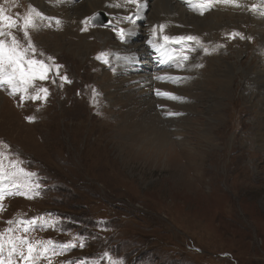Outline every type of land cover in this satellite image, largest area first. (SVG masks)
<instances>
[{
    "label": "rangeland",
    "instance_id": "rangeland-1",
    "mask_svg": "<svg viewBox=\"0 0 264 264\" xmlns=\"http://www.w3.org/2000/svg\"><path fill=\"white\" fill-rule=\"evenodd\" d=\"M56 1L42 0L38 4L33 0H0V7L12 16L19 14L22 18L30 7H34L45 17H59L62 20L59 25L53 22L51 27L47 20H39L38 28L29 31L36 48L35 57L46 61L48 57H53L55 64L62 66L60 74H66L71 81L64 83L63 87L59 86V81L56 85L50 81H36L35 86H47L50 89L51 94L46 103L28 99L22 101L20 93L11 94L10 86H0V160L3 161L0 181L8 190L0 202L3 204V210H0V233H5V238L8 235L25 237L33 244L48 240L61 246L76 244V247L66 251L57 249L55 255L49 252L47 257L37 256L36 264H111L116 260H122L123 264H264V147L258 148L252 139L255 126L252 121L257 110L248 107L241 98L246 97L244 82L241 81L245 69H249L252 63L258 66L264 64L261 41L251 32V24L238 23V28L228 27L199 35L210 54H205L195 44L174 42L163 50L162 43L155 42L154 48L148 41H152L153 36L159 41L164 35L196 34L190 29L188 33L175 32L180 30L175 29V20L148 24L145 22L146 13L149 18L152 7L142 8L146 9L141 26L144 51H147L144 53L150 57V65L157 67L153 71L160 69L163 61L172 60L166 52H175V61L182 64L184 69L179 82H170L176 88L185 82L193 83L196 77L193 74L195 71H190L191 67L201 70L205 60L215 56L224 57L229 63L237 62L240 74L235 77L231 88L234 101H225V109L223 107L221 110L222 121L217 124L222 125L218 130L221 135L217 131L213 133L215 147L205 150L204 142L192 127L189 137L193 141L190 140L188 147L176 144L177 147L174 145L171 150L166 148L161 154L129 145L119 150L114 141L115 136L111 134L114 132L111 125L115 124L112 119L116 113L104 101L103 90L97 84L98 77L94 75L98 72L100 75L102 69L110 74L111 63H114L111 44L122 46L125 42L118 38L112 27L101 25L111 21L113 26L126 29V25H131V22L125 24L123 17L130 12L129 9H136L128 5L126 0H118L124 3L114 17L108 15L109 5L105 10H96L87 16L99 13L95 26L88 25L90 32L80 31L83 17L75 20L74 23H78L74 33L85 36L87 42H94L92 35L95 30L107 31L112 42L104 44L96 41L99 47L92 48L84 58L79 59L70 54L68 46L54 52L52 47L40 45V37L48 39L63 33L61 25L64 18L52 12ZM69 1L76 2L77 6L86 2ZM175 1L182 5L186 13L197 16V19L207 17V22L220 13L217 12L220 11L218 6L224 8L221 13H227L225 8H231V12L236 11L237 14L244 10L249 18L264 15L261 14V9H264L261 0H239L240 8L218 4L204 11L203 15L199 12L196 0ZM252 5L258 6L257 11L251 10ZM102 19L105 21L101 24L99 20ZM224 19L231 22L228 17ZM161 24L165 25L163 32L158 28ZM154 27L157 28V36L153 34ZM136 31L140 33L138 29ZM234 31L251 39H229L228 34ZM13 34L26 44L22 27L14 30ZM4 39L8 40V37ZM175 44L178 47L176 50ZM188 48L196 50L188 51L190 58L184 61L179 54ZM238 50L242 54L234 57V51ZM102 51L110 54L108 64L95 59ZM198 64L203 67H196ZM180 90L175 95L183 100L169 99L178 109L175 110L178 115L164 116L163 119L179 121L187 114L183 107L191 103L192 98ZM197 90L192 92L198 93ZM29 94H33V89H29ZM198 101H193L196 103V112L191 118L199 123L192 124L200 126L204 123L205 126L208 102L205 99ZM29 116H35L36 119L29 122L26 119ZM231 117L232 121L229 119ZM180 139L183 138H172L179 142ZM13 162H16L15 166ZM21 168L36 175L30 181L20 171ZM30 182L39 184L38 195L28 192L32 198H27L20 194H9L15 191L17 185L20 191H25L24 186ZM32 218H40L41 223L55 221L56 224L52 228L33 226L25 231L19 221ZM8 221L14 223L9 224ZM8 229L13 231L7 232ZM81 242L83 247L79 246ZM8 251L6 245L4 256L0 258L7 260ZM12 259L16 264H23L19 250Z\"/></svg>",
    "mask_w": 264,
    "mask_h": 264
},
{
    "label": "bare ground",
    "instance_id": "bare-ground-1",
    "mask_svg": "<svg viewBox=\"0 0 264 264\" xmlns=\"http://www.w3.org/2000/svg\"><path fill=\"white\" fill-rule=\"evenodd\" d=\"M33 1L37 2L38 4L42 3V0ZM146 2L149 8L152 7L149 12V18H147L146 9L141 8L138 16L133 17L135 21L134 23L131 22V25L133 26H131L130 24L128 26L126 25V29L129 34L124 42V45L117 46L111 42V35L107 31L101 30H95V32H93L92 36L94 42H87L85 36L77 35V32L74 33V29H76L75 27H77L78 23L74 22L75 20H81L89 16L96 10H105L107 5H109V7H107L108 15L114 17V14L118 15L119 8L124 2H118V0H86V2H83L81 5L77 6L75 4L76 2L71 3V1L69 0H57L54 3L55 7H53L52 12L53 14H57L59 16L61 15L64 18V21L61 25V27L63 28V33H60L59 36H51L48 39H44L43 36L40 37V45L45 48L52 47L54 52L61 51L62 47L64 49L66 46H68V51L70 52V54L76 58L81 59L84 58L92 48L96 49L99 47L97 44L98 42L96 43V41H102L104 44L110 42L112 43H110L114 49V51H112L114 63L110 62L111 64H113V66L111 65L112 71L109 74L102 69L100 75H98L99 72L96 73L97 75H94L95 73L93 75L96 78L98 77L99 83L97 82V84L100 86V89L103 90L105 99L104 101L107 102V106L109 108H112V111L114 110L113 113H116L114 119H112L115 121V124L113 123V125H111L114 131L111 134H114L115 139L117 138V140L114 139V141H116L115 144L119 150L123 149V146L129 145L132 147H144V150H149L150 152L157 151L160 153L166 148H169L171 150L174 145L177 147L178 144L188 147L189 143H191V137H189L191 134L189 131L192 127H194V133H198L199 138L204 142V147H206L205 150L209 149L207 147H210L211 149V147H215V144L212 141L214 137L213 133H216V131L218 132L219 128L222 127V125L217 124H220L219 122L222 121L223 115L221 113V110L224 107V102L227 100L231 101L234 97L231 88L233 86L235 77L240 74V71L238 70L240 65L237 62L229 63L224 57L215 56L211 57L208 60H205V65L201 70H195L193 66L191 67L189 65L192 68L190 69V71H195L193 74L194 77H196V80L191 84H187L185 82V84H182L181 86L176 88L174 85H172V83H170L172 82V80L159 79V77H180L182 75V70L184 71V69L181 66L182 64L180 65L178 64L179 62L177 63L175 61L177 59V55L175 54V52L173 50H170V53L166 52V54L169 56V58H172V60H166L165 62L163 61V66H165V69H161L160 66V69L152 71V69H156L157 67L153 66L152 63V65H150V57L144 53L146 50L144 51L145 45L141 37V26L143 25L145 13V22H147L148 24H159V22H164V20H175L177 21V27H175V29L180 28V30H175V32L188 33V29H190L194 34H196V36H199L205 32L211 33L218 29L225 30L228 27L238 28L239 24H251L252 27H250L251 29L253 28L251 32L255 33L259 37L261 46L263 48V53L264 15L263 17L257 15L256 17L254 16L249 18L248 15H246V12H243L244 10H238L240 12V14L238 13V15L236 11L231 12V8H225V10H227L228 12L221 13V10L224 8L218 6L217 8L220 11L217 12L220 13H216V15L207 22V17L204 19H197V16L186 13L185 9L182 8V5L180 4V6L175 0H146ZM69 4L70 6L68 8ZM74 5L76 6L75 8ZM116 5H119V7H117ZM31 6H33V4ZM129 10L130 12L135 11H133V8ZM261 14H264V9H261ZM175 15L176 17L174 18ZM224 17H228L231 22H226ZM126 22L129 21L124 20L125 24ZM144 26H146L145 23ZM137 29L139 30L138 32H140L139 34L136 31ZM151 39L153 41V44L155 42L159 43L158 39L155 36H153ZM106 46L108 47V45ZM162 54L165 55V53ZM241 54V50L234 51V57H238ZM169 61L171 62L170 65ZM252 64H249V69H245L246 71L241 75V81L244 82L243 92L246 93V97L241 98L248 107H255L257 110L255 120L252 121L253 125H255L253 128L252 139L256 143L257 147L261 149L264 147V64L260 63V66L256 65L255 63L254 65ZM168 65L171 68H169ZM178 66L181 67L177 68ZM187 69L189 68L187 67ZM91 76L92 75L90 74V77ZM120 77H122L123 79H120ZM116 78L119 80H117ZM244 80H246V82ZM178 89H181V92H185L188 97L192 98L191 103L185 106L183 105V110L186 111L187 114L183 117V119H179V121L181 120L180 123H178L179 121L176 119H163L164 116H169L167 115L168 112L175 113L176 106L175 104H172L168 98L157 94V90L175 94ZM196 89H198L197 91L201 93L199 94V92H192ZM186 92H188V94ZM1 98L2 95L0 94V100ZM198 99H205L206 102H208V105H206V110L204 109L206 112L205 117L207 119L205 126L203 125L204 123L200 126L192 124L195 122L199 123L197 120L191 118V115L195 114L196 112V109L194 107L196 106V103L194 104L193 101H197L198 103ZM232 109L234 108H231V110ZM228 117H230V114H228ZM239 117L241 116L239 115ZM229 119L232 121V117ZM101 128L102 126H100V129ZM220 135L221 134H219V136ZM177 136L182 137L183 139H180V142L173 141L172 138ZM180 151L182 152V150Z\"/></svg>",
    "mask_w": 264,
    "mask_h": 264
},
{
    "label": "snow or ice",
    "instance_id": "snow-or-ice-1",
    "mask_svg": "<svg viewBox=\"0 0 264 264\" xmlns=\"http://www.w3.org/2000/svg\"><path fill=\"white\" fill-rule=\"evenodd\" d=\"M128 5H132L135 7L134 12H129L127 15L123 17L124 20L129 22H135L133 17L138 16L141 8L147 7L146 0H126ZM196 3L199 6V12L203 15L204 11L211 10L218 4L230 5L236 8H240L241 4L239 0H196ZM119 7V5H116ZM258 6L252 5L251 10L257 11ZM99 13L94 14L90 17H85L80 23L83 27L80 28L81 32L89 31V24L95 26L96 18ZM39 20H47L48 26L51 27L52 23L55 22L56 25L61 23L59 17H45L43 13L37 11L34 7H30L28 13L24 15L22 18L19 16H12L7 14L6 10L3 7H0V86H4L5 84L10 86V91L12 95H16L20 93V99L23 101L25 99L31 101H39L46 103L50 96V89L47 86H35L36 81L45 82L50 81L53 85L57 84L59 81V86L63 87L64 83H71L68 76L66 74L61 75L60 71L62 66L59 64H55L53 57H48L47 61L45 59H37L35 57L36 48L33 44V41L30 37V29L38 27ZM103 27H112L113 32L116 33L118 38L121 41H125L128 32L125 28L120 27L117 28L113 26L112 22L109 21L107 23L102 24ZM22 27V34L26 40V44L21 42L16 38L13 34L14 30ZM159 30L163 32L165 25L161 24L158 26ZM153 34L157 33V28L152 29ZM229 35V39H235L239 37L240 39H251V37H245L244 34L239 32H232ZM4 37H8V40L4 39ZM163 40L165 42H174L176 44H195L197 47L201 48L205 54H210V50L208 47L204 46L200 37L195 35H187V36H167L164 35ZM149 44H151L154 48L156 47L153 44V41L149 40ZM222 47V45H221ZM196 48H188L185 51L179 54L180 59L187 61L189 60L188 51H195ZM212 51H215L213 49ZM110 54L107 52H100L95 59L98 61H102L104 64L109 63ZM48 61H52L49 63ZM198 68H202V64L196 65ZM159 79H169L174 82H179L180 77H159ZM33 89V94H29V89ZM157 94L168 99L172 100H181L182 97L176 96L174 93L163 92L161 90H157ZM167 115L173 116L178 115V113L168 112ZM29 122H32L36 119L35 116H29L26 118ZM2 155V154H0ZM16 162H13V166H15ZM21 172L29 178L31 181V177L35 176V173L25 172L23 168L20 169ZM3 175V161L0 160V176ZM25 191H20V186L15 187V191H10L9 194H20L24 195L27 198H32L28 196V192H33L35 195L39 194V184L38 183H29L24 186ZM8 191L3 187V182L0 181V202L4 199V193ZM0 210H3V204L0 203ZM9 224L14 223V221H8ZM21 225H24V230L28 231L33 226L37 227H55L56 222L50 221L47 224L41 223L40 218H32L27 221L21 220L19 221ZM7 232L13 231L12 229L6 230ZM9 247L8 251V259L5 260L0 258V264H16V261L12 259L19 250V256L23 264H36V257H47L48 253L51 252L53 255L56 254L57 249L59 251H66L70 248L76 247L74 243H67L64 245H57L55 242L48 241H37L33 244L25 237L19 236H11L8 235L5 238V233H0V257L4 256L5 246ZM80 247H83V243L81 242ZM107 255V254H105ZM111 264H123L122 260H116L111 262Z\"/></svg>",
    "mask_w": 264,
    "mask_h": 264
}]
</instances>
